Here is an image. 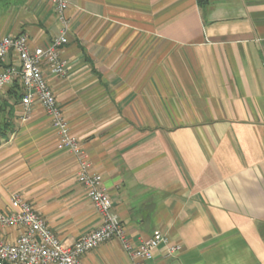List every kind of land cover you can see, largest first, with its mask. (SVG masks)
Segmentation results:
<instances>
[{
  "label": "crops",
  "instance_id": "crops-1",
  "mask_svg": "<svg viewBox=\"0 0 264 264\" xmlns=\"http://www.w3.org/2000/svg\"><path fill=\"white\" fill-rule=\"evenodd\" d=\"M66 1L67 72L46 78L127 236L180 246L143 264H264V0ZM60 28L51 0H0V38L44 47ZM14 85L0 95V211L18 194L72 245L98 215L41 106L19 120ZM81 260L133 264L117 239Z\"/></svg>",
  "mask_w": 264,
  "mask_h": 264
},
{
  "label": "built area",
  "instance_id": "built-area-1",
  "mask_svg": "<svg viewBox=\"0 0 264 264\" xmlns=\"http://www.w3.org/2000/svg\"><path fill=\"white\" fill-rule=\"evenodd\" d=\"M56 4L60 32L44 47L31 48L26 33L5 35L0 38V95L5 87L17 82L20 90L18 118H30L31 108L38 103L55 130L56 148L72 153L77 161V181L99 218L96 228L79 236L72 245H64L31 203L13 194L10 211H0V228L21 227L23 231L13 242L0 235V264H83L82 256L103 242L117 239L133 264H143L152 259L154 251L163 246L164 255L172 256L180 246L170 244L158 231L138 242L131 240L112 210L110 196L102 183V176L90 169V164L79 140L71 134L63 111L58 105L46 74L64 76L68 64L60 58L61 48L68 42V21L64 15L66 0H51ZM14 56L12 62L8 56Z\"/></svg>",
  "mask_w": 264,
  "mask_h": 264
},
{
  "label": "trees",
  "instance_id": "trees-1",
  "mask_svg": "<svg viewBox=\"0 0 264 264\" xmlns=\"http://www.w3.org/2000/svg\"><path fill=\"white\" fill-rule=\"evenodd\" d=\"M198 1V4L202 5L206 2V0H197ZM15 87H18V84L17 82L14 83ZM16 98H18V94H16L15 96ZM21 97V95L19 96ZM12 119V114L10 113L7 117L4 118V120H1L0 121V137L2 135H5L10 129H11V122L8 120H11Z\"/></svg>",
  "mask_w": 264,
  "mask_h": 264
}]
</instances>
